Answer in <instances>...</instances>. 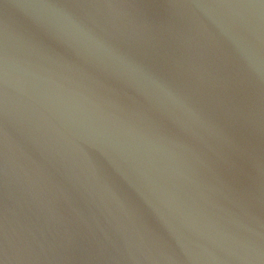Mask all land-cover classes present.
I'll use <instances>...</instances> for the list:
<instances>
[{
	"label": "water",
	"instance_id": "obj_1",
	"mask_svg": "<svg viewBox=\"0 0 264 264\" xmlns=\"http://www.w3.org/2000/svg\"><path fill=\"white\" fill-rule=\"evenodd\" d=\"M0 264H264V0H0Z\"/></svg>",
	"mask_w": 264,
	"mask_h": 264
}]
</instances>
